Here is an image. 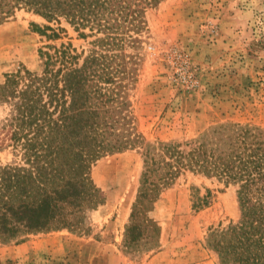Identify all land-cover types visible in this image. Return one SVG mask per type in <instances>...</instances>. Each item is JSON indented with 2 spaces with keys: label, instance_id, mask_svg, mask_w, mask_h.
<instances>
[{
  "label": "rangeland",
  "instance_id": "374dc122",
  "mask_svg": "<svg viewBox=\"0 0 264 264\" xmlns=\"http://www.w3.org/2000/svg\"><path fill=\"white\" fill-rule=\"evenodd\" d=\"M46 25L59 37L47 38ZM94 37L64 16L47 21L17 9L0 22V83L19 69L40 71L38 51L47 44L69 42L85 53ZM134 37L124 50L132 72L126 93L140 138L91 164L99 191L72 217L81 227L0 242V264H221L207 239L238 218L236 186L183 170L132 220L142 144L183 142L223 122L264 129V0H160L145 10ZM7 109L0 102V163H21L6 146Z\"/></svg>",
  "mask_w": 264,
  "mask_h": 264
},
{
  "label": "trees",
  "instance_id": "16d2710c",
  "mask_svg": "<svg viewBox=\"0 0 264 264\" xmlns=\"http://www.w3.org/2000/svg\"><path fill=\"white\" fill-rule=\"evenodd\" d=\"M159 1L0 0V22L24 8L47 21L64 16L95 35L85 53L69 42L39 48L40 71L19 69L0 83V102L8 107L1 120L6 146L21 160L0 163V242L81 227L71 219L99 191L91 164L105 152L135 146L140 135L128 110L132 72L124 50L135 42L145 10ZM43 31L49 39L59 37L50 25ZM142 148L132 220L181 171L214 177L236 186L240 212L226 227L211 230L209 246L221 264H264L263 128L223 122L183 142L144 141Z\"/></svg>",
  "mask_w": 264,
  "mask_h": 264
}]
</instances>
